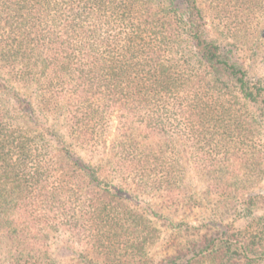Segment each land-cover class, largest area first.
<instances>
[{
	"label": "trees",
	"instance_id": "1",
	"mask_svg": "<svg viewBox=\"0 0 264 264\" xmlns=\"http://www.w3.org/2000/svg\"><path fill=\"white\" fill-rule=\"evenodd\" d=\"M223 13L262 48L263 8ZM209 17L201 0H0V264H65L59 231L78 264H264V195L248 190L264 179V78ZM187 155L234 219L155 260L168 218L131 192L204 207Z\"/></svg>",
	"mask_w": 264,
	"mask_h": 264
},
{
	"label": "rangeland",
	"instance_id": "2",
	"mask_svg": "<svg viewBox=\"0 0 264 264\" xmlns=\"http://www.w3.org/2000/svg\"><path fill=\"white\" fill-rule=\"evenodd\" d=\"M204 4V9L207 11L208 25L210 28V38L220 39L219 44H222L224 48L227 44H231L228 49H233L236 53L237 59L243 63L249 70L250 76L253 80L264 78V45L261 49H256L255 53L249 50V46H257L255 41L261 36L257 30L248 32L245 29H236L234 25H231V21H228L227 15L222 14L219 19L213 20V10L216 8L220 11L231 9H246L247 7H258L260 10L263 8L264 14V0H201ZM252 3H249V2ZM247 4V5H246ZM256 16V14L254 15ZM263 16V15H262ZM260 26L264 27V19L261 18ZM257 28L258 25H254L253 28ZM224 33L225 39H222L220 35ZM256 36V37H255ZM264 36V34H262ZM235 38V39H234ZM238 39V40H237ZM235 40H237L235 42ZM262 41V40H261ZM254 48V47H253ZM257 48V47H256ZM225 49V48H224ZM256 54V55H255ZM17 91L27 97L34 100L32 91L18 89ZM117 121H114L113 129L109 135L108 147L110 148L112 141L115 139ZM106 155H113L114 150H104ZM187 176L190 183V191L196 194V198L204 207H196L194 211L189 212L183 209L170 208L163 204V199L155 197L150 194L135 192L131 194L137 198L135 204H139L144 208L149 209L150 212H158L164 217H167V221L158 222L156 225L158 237L153 239V243L149 246L150 255L155 260L168 254L174 250V245L182 241L192 240L197 237V234L201 235L206 232L205 224L210 220L215 223L231 224L234 219L232 212H228L225 206L221 203L218 197L209 196L208 184L205 179L194 170V164L190 156H186ZM250 195H264V179L249 187ZM262 212H258L261 215ZM152 219H155L152 217ZM242 223L239 222L238 226ZM195 229V230H194ZM177 238H181L178 240ZM79 238L74 237L68 232L59 231L53 236L49 245L52 246V250L55 252V256L59 258L65 264H78L83 254V247L81 246ZM85 249V248H84ZM3 259V256H2ZM2 261H0L1 263Z\"/></svg>",
	"mask_w": 264,
	"mask_h": 264
}]
</instances>
